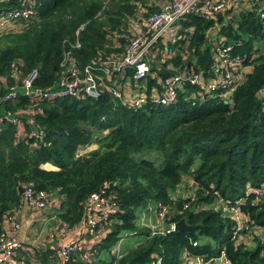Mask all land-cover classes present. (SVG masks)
<instances>
[{"label":"trees","instance_id":"1","mask_svg":"<svg viewBox=\"0 0 264 264\" xmlns=\"http://www.w3.org/2000/svg\"><path fill=\"white\" fill-rule=\"evenodd\" d=\"M35 1L37 16L26 27L0 33V95L13 82V69L21 76L37 69L36 83L52 85L66 40L80 41L74 53L81 65L121 50L125 39L118 33L125 30L127 17L139 6L146 13L158 8L148 0H105V5L103 0ZM222 15L181 19L193 28L181 31L172 43L175 56L162 49L161 40L150 49L152 68L140 87L149 93L183 68L214 77L208 30L216 26L211 31L218 42H229L235 52L246 55V69L229 102L225 95L188 82L179 88L175 102L137 110L116 103L106 90L98 97L42 99L36 117L46 133L39 146L28 135L19 137L15 125H0V230L4 214L20 205L19 190L25 184L44 189L49 204H56L60 219L69 224L83 220L86 196L105 187L117 207L105 221L100 247H91L111 252L123 233L135 230L143 236L119 258L111 253V264H148L158 256L162 264H181L183 254L211 259L221 249L228 264H264V101L258 94L264 85V18L256 9H241L226 19ZM30 103L19 94L4 102V108L16 111ZM22 120L28 131L26 118ZM92 143L95 148L74 156L79 145ZM184 181H191L197 210H182L188 198L172 195ZM219 197L233 204L240 200L249 226L261 229L260 236L254 233L253 247L232 238L235 220L222 214ZM149 202L174 205L167 222L184 217L199 224L191 231L151 234L149 227L137 224L138 210ZM75 259L64 264H95Z\"/></svg>","mask_w":264,"mask_h":264},{"label":"built area","instance_id":"2","mask_svg":"<svg viewBox=\"0 0 264 264\" xmlns=\"http://www.w3.org/2000/svg\"><path fill=\"white\" fill-rule=\"evenodd\" d=\"M7 1L0 0V27L5 28L0 30V33L26 27L37 16L35 0H16L14 5H4L3 3ZM245 1L248 5L245 9H256L257 15L264 18V0ZM231 2V0H148V5L156 3L158 8L146 13L145 8L139 6L135 11V16L133 14L127 17L125 30L118 33L125 39L123 48L105 56L92 58L83 65L78 62L74 53V49L79 46L80 41L77 38L74 42L66 40V46L62 51L55 72V81L52 85L43 86L36 83L37 69H32L23 76L18 70H12L13 82L8 83L6 90L0 95V107L3 108L0 111V125L8 123L15 125L21 136L32 137L34 144L39 146L44 141L46 133L36 117V110L41 109L38 103L42 99L52 100L63 96L98 97L102 91L106 90L116 103L137 110L175 102L179 88L188 82L197 85L201 91L225 95L223 100L229 102V94L236 82L242 79L246 69L244 66L246 55L235 52L231 43L218 42L217 39L212 41L214 77L204 78L200 72L193 68H183L165 76L161 87H153L149 93L145 91V87H140V82L144 81L152 68L148 53L159 40L163 41L162 49L165 52L171 56L176 55L177 47H174L172 43L181 37V31H187V28H184L185 26L180 23L181 19L190 14L211 19L218 13L225 11L230 13ZM76 36H78V30ZM19 94L31 101L27 106L29 108H19L16 111L5 109L4 102L17 99ZM258 94L264 101V85L260 87ZM23 117L26 118L28 131L24 128ZM21 130L24 132L21 133ZM87 145L89 144L79 145L74 156L85 155L86 153L83 151ZM190 183L191 181H188L189 185L182 195L183 198H188L183 202L182 210L187 208L197 210L200 207L196 203L194 190ZM20 194V203L23 202L30 210L43 209L49 203L48 193L30 183L23 186ZM219 200L222 214L229 215L235 220L231 232L232 238L240 240L241 234L246 229H253L252 225L249 226L246 216L240 211V200L235 204L229 203L221 197ZM116 207L117 201L105 187L90 192L85 198V216L83 218L86 234L90 236L102 231L110 211ZM172 209L174 212L176 211L174 205L161 202L156 204V219L147 226L150 228L151 234L173 230L175 221H166ZM181 209L179 212L182 211ZM18 214V206L4 214L3 219L7 223V227L0 230V264H36L21 258L18 254V250L22 246L20 240L14 236V233L20 228ZM61 225L67 227L69 223L62 220ZM256 230L258 233L261 231L260 228ZM191 243L197 245L198 240L193 239ZM117 249V246H113L112 254L119 258L122 253ZM59 255L63 261L79 257L84 261L98 264L94 259H98L99 252L97 249L89 247L83 237L72 236L60 247ZM191 257L192 264H209L210 261L215 264L229 263L224 257L223 249L220 250L219 255L211 259H204L201 254H194ZM148 264H162L161 257L153 258Z\"/></svg>","mask_w":264,"mask_h":264},{"label":"crops","instance_id":"3","mask_svg":"<svg viewBox=\"0 0 264 264\" xmlns=\"http://www.w3.org/2000/svg\"><path fill=\"white\" fill-rule=\"evenodd\" d=\"M231 1H232L231 2L232 6L230 8H232V10H230V13H227V11H225L226 13L222 12V13H218L217 15L223 14L222 17L226 19L228 18V16H231V13H236L239 10L248 7L247 2L245 0H231ZM135 15L136 12L134 13V16ZM215 20L217 21V23H219L218 18H215ZM180 23L182 26H185L184 28H187V31L190 28H193V25L192 26H190L189 24L185 25L182 23V21H180ZM215 27L216 26H214L213 28ZM3 29L5 28L0 27V30ZM211 29L208 30V37L211 39L212 42L216 40L217 35L215 31L214 30L211 31ZM2 109L3 108L0 107V111ZM20 132L23 133L24 130H21ZM17 135L22 138L25 137V136H21V134H19L18 131H17ZM183 184L184 183H182V185ZM184 190L185 189H183V191ZM155 206H156L155 203L149 202L144 207L140 208L137 224H139V222L140 224L144 222L148 223V220L152 216L154 217V220L152 222H154L156 219ZM18 210H19L18 216L20 220V228L16 233H14V236L17 239H19L21 242L22 246L21 248H19L18 254L19 256H21V258L25 260L33 261L36 264H64V261L61 259L59 255V250L60 247L65 243V241L72 236L83 237L86 244L89 247L95 245H98V247H100L99 242L102 240L101 235L103 233V230L99 231L94 235L89 236L86 234V227L83 220H80L74 224H69L67 227H63L61 225L62 219H60L58 215V211L56 210V204L48 203V205L43 209L30 210L22 202L20 203V205H18ZM163 224L165 225V223ZM6 227H7V223L3 219L2 228H6ZM140 241L141 240H138L125 246L123 245L122 237H121L116 243L112 245V247L117 246L118 248L117 250L122 253L126 251L127 248L137 245ZM112 247H111V252L106 249H100V248L98 249L96 247L99 252V257L98 259H94V260L98 264H109L110 263L109 260L111 259ZM182 257L183 258L181 264H192L191 255L183 254ZM78 259L80 258L77 257V259L75 260Z\"/></svg>","mask_w":264,"mask_h":264},{"label":"rangeland","instance_id":"4","mask_svg":"<svg viewBox=\"0 0 264 264\" xmlns=\"http://www.w3.org/2000/svg\"><path fill=\"white\" fill-rule=\"evenodd\" d=\"M112 1V0H111ZM103 2V5H105V0L102 1ZM263 42V41H262ZM96 143H92V144H89L87 145V147L84 149L83 153H88L90 150H92L93 148L96 147ZM156 157V156H154ZM187 188V184L184 182V184L182 186L179 187V189H177L176 191L173 192V196L174 197H180L182 198V195L185 193V191H183V189ZM183 191V192H181ZM181 192V193H180ZM154 205V204H153ZM142 208V207H141ZM139 213H140V210L138 211V218H139ZM138 218H137V222H138ZM154 220V217H150V219L148 220V223H141L139 222L138 226L140 228H143L145 229L150 223H153L152 221ZM262 232V231H260ZM260 232L258 233V231L256 230V227L255 225H253V229H246L242 234H241V240L245 241V243L249 246V247H253L256 243H257V239H256V236L254 235L255 234H258L260 236ZM127 233H130V234H127ZM135 230L133 231H127L125 233L122 234V242H123V245H128L130 243H133L135 241H138V240H143V236L136 233ZM183 258V257H182Z\"/></svg>","mask_w":264,"mask_h":264},{"label":"water","instance_id":"5","mask_svg":"<svg viewBox=\"0 0 264 264\" xmlns=\"http://www.w3.org/2000/svg\"><path fill=\"white\" fill-rule=\"evenodd\" d=\"M55 69V68H54ZM19 192H22V187H20ZM199 223H188L184 217L176 220L174 222V227L173 230H186V231H191L195 226H197Z\"/></svg>","mask_w":264,"mask_h":264}]
</instances>
